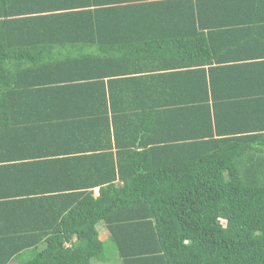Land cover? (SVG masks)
Masks as SVG:
<instances>
[{"label":"trees","instance_id":"trees-1","mask_svg":"<svg viewBox=\"0 0 264 264\" xmlns=\"http://www.w3.org/2000/svg\"><path fill=\"white\" fill-rule=\"evenodd\" d=\"M258 64L264 0H0V264H264Z\"/></svg>","mask_w":264,"mask_h":264},{"label":"rangeland","instance_id":"rangeland-1","mask_svg":"<svg viewBox=\"0 0 264 264\" xmlns=\"http://www.w3.org/2000/svg\"><path fill=\"white\" fill-rule=\"evenodd\" d=\"M97 229L99 231L100 239L101 241H103L104 246H105V256L108 259L107 264H122L120 262V257L118 255L116 246L114 242L112 241L110 234L105 227V224L100 223ZM34 254H35V251H31L30 253H24L19 259H17L16 262H13V263L19 264L18 262L28 261L34 257ZM92 264H103V263L99 261H94Z\"/></svg>","mask_w":264,"mask_h":264},{"label":"crops","instance_id":"crops-1","mask_svg":"<svg viewBox=\"0 0 264 264\" xmlns=\"http://www.w3.org/2000/svg\"><path fill=\"white\" fill-rule=\"evenodd\" d=\"M258 67L256 68H253V69H249L248 70H243V71H240V70H226L224 72H222V76H264V65L262 64H258L257 65ZM231 78V77H229ZM257 89V88H255ZM263 89V88H262ZM261 90V89H260ZM257 90H253L252 92L249 91V93H253ZM249 125H252V123H247V126ZM33 153V151H32ZM94 193L96 194L95 196H98L99 195V188H95L94 189Z\"/></svg>","mask_w":264,"mask_h":264}]
</instances>
